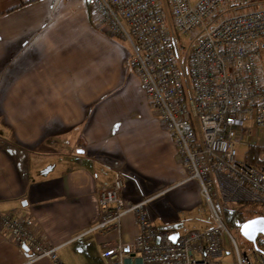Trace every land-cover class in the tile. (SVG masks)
<instances>
[{
  "label": "crops",
  "instance_id": "obj_1",
  "mask_svg": "<svg viewBox=\"0 0 264 264\" xmlns=\"http://www.w3.org/2000/svg\"><path fill=\"white\" fill-rule=\"evenodd\" d=\"M107 37L88 0H0V217L31 219L56 247L54 262L32 260L0 222V264H104L109 247L139 234L131 213L119 230L99 228V194L116 180L126 202L149 201L157 231L182 236L181 218L205 203Z\"/></svg>",
  "mask_w": 264,
  "mask_h": 264
},
{
  "label": "built area",
  "instance_id": "obj_2",
  "mask_svg": "<svg viewBox=\"0 0 264 264\" xmlns=\"http://www.w3.org/2000/svg\"><path fill=\"white\" fill-rule=\"evenodd\" d=\"M88 6L97 30L129 45L147 104L212 216L209 228L173 243L172 233L150 227L149 201L126 202L116 180L99 194V228L119 230L131 213L139 234L109 247L104 264H222L225 244L233 264H264L263 253L238 247L225 221L229 204L264 206V167L238 156L239 148L256 145L251 126L264 128V2L88 0ZM0 222L32 260H56V247L42 244L31 219L7 214Z\"/></svg>",
  "mask_w": 264,
  "mask_h": 264
},
{
  "label": "rangeland",
  "instance_id": "obj_3",
  "mask_svg": "<svg viewBox=\"0 0 264 264\" xmlns=\"http://www.w3.org/2000/svg\"><path fill=\"white\" fill-rule=\"evenodd\" d=\"M92 28V27H91ZM92 30H94L92 28ZM88 34L82 32L80 34V37H82V40L87 42L88 39ZM104 39V37H102ZM110 41H112L115 45L118 46V48L123 52V54L126 56L124 67H130L131 66V58H132V51L129 47V45L120 40L119 38L116 37H107ZM179 42L184 41V38H179ZM107 49V44L102 43L99 46V51L101 52L102 56L104 57L105 55V50ZM106 56V55H105ZM102 57V59H103ZM252 130V139L256 141V145L264 148V128H256L251 126ZM246 152V148H239L238 149V156L240 158L244 157V153ZM240 207V204H229L226 206V208H234L237 209ZM252 209L249 213L246 214V217H250L253 214L257 213L260 211L262 207L260 205H253L250 206ZM182 223L179 225V235H185L186 233L194 230H205L209 228L212 225V216L211 213L204 203L202 207L199 208V210L195 211L194 213H191L190 215H187V217L181 218ZM231 236L234 238L236 244L238 247L245 252L247 249H249V245L247 244L248 242L240 235L239 229H229ZM222 264H233V259H232V254L230 251V247L228 244H225L223 246V256L221 258Z\"/></svg>",
  "mask_w": 264,
  "mask_h": 264
},
{
  "label": "trees",
  "instance_id": "obj_4",
  "mask_svg": "<svg viewBox=\"0 0 264 264\" xmlns=\"http://www.w3.org/2000/svg\"><path fill=\"white\" fill-rule=\"evenodd\" d=\"M250 2H264V0H249ZM244 160L252 165H260L264 167V148H260L256 145L250 146L246 149L244 153ZM252 204H244L240 205L239 208H225V221L227 229H240L241 225L253 218L264 217V206L257 213L253 214L250 217H246V214L249 213L252 209ZM257 206V205H256ZM230 232V231H229ZM249 245V249L257 250L264 254V237L259 236L256 240L255 245L251 243H247ZM247 249V250H249Z\"/></svg>",
  "mask_w": 264,
  "mask_h": 264
},
{
  "label": "water",
  "instance_id": "obj_5",
  "mask_svg": "<svg viewBox=\"0 0 264 264\" xmlns=\"http://www.w3.org/2000/svg\"><path fill=\"white\" fill-rule=\"evenodd\" d=\"M240 235L248 242L255 245L259 236L264 237V217H257L244 222L240 229ZM177 235H172V242L174 243Z\"/></svg>",
  "mask_w": 264,
  "mask_h": 264
}]
</instances>
